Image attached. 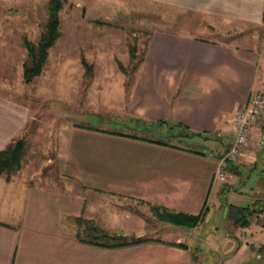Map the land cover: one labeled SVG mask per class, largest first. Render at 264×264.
I'll list each match as a JSON object with an SVG mask.
<instances>
[{
    "label": "crops",
    "instance_id": "crops-1",
    "mask_svg": "<svg viewBox=\"0 0 264 264\" xmlns=\"http://www.w3.org/2000/svg\"><path fill=\"white\" fill-rule=\"evenodd\" d=\"M68 2L89 22H125L146 33L127 95L114 97L128 127L88 131L72 124L71 134L83 135L78 141H56L50 157L37 163L23 158L25 178L19 171L9 180L0 176V264H190L186 248L175 246L202 238L197 232L210 207H223L224 194L226 230L233 229L227 236L236 250L245 247L261 259L262 245L247 240L262 232V213L246 228L234 227L227 213L264 200V107L243 160L224 181L213 175L233 139L232 113L261 86L264 97V0ZM31 118L26 105L0 95V151L23 137L26 155ZM184 140H196L206 153L183 146ZM244 168L263 177L256 197L234 188ZM241 199L250 202L241 206ZM156 212L202 217L188 229ZM78 219L145 242L119 249L81 243Z\"/></svg>",
    "mask_w": 264,
    "mask_h": 264
},
{
    "label": "rangeland",
    "instance_id": "rangeland-1",
    "mask_svg": "<svg viewBox=\"0 0 264 264\" xmlns=\"http://www.w3.org/2000/svg\"><path fill=\"white\" fill-rule=\"evenodd\" d=\"M63 1L57 14L61 36L48 50L40 76L24 84L21 78L25 61L22 39L37 41L45 21L47 0H0V95L26 105L32 116L26 129L28 145L23 157L27 164L50 157L49 150L56 141L63 144L65 138L71 136L78 141L83 135L71 134L72 124L88 131L121 132L128 127V120L121 115L119 102L114 97L122 93L127 95L133 67L144 51L146 33L134 26L129 28V23L125 22H89L83 19L81 8L68 0ZM131 47L135 49L134 61L128 56ZM80 59L90 67L89 72L82 68ZM117 65L129 74H123ZM121 75L122 84L117 81ZM261 88L256 90L262 92ZM82 95L95 98H80ZM195 141L184 140L183 146L206 153L207 149L198 148ZM25 175L19 171L16 176L25 178ZM260 175L258 170L244 168L239 178L242 184L234 188L238 192L248 190L250 196L256 197L260 191ZM228 197L224 194L223 207L209 208L204 225L197 232L202 238L186 242L189 245L185 247L186 253L192 257L190 264H264V215L262 232L254 233L247 240L249 244L262 245V258L257 260L256 254L245 247L236 250L237 242L227 236L233 233L232 228L226 230ZM249 202L241 199L239 205ZM254 228L256 225L252 224L249 230ZM221 236L226 239L225 243H216Z\"/></svg>",
    "mask_w": 264,
    "mask_h": 264
},
{
    "label": "trees",
    "instance_id": "trees-1",
    "mask_svg": "<svg viewBox=\"0 0 264 264\" xmlns=\"http://www.w3.org/2000/svg\"><path fill=\"white\" fill-rule=\"evenodd\" d=\"M63 0H47L46 16L42 26V30L35 43L26 39H22V47L25 51V61L22 64L21 78L24 84H29L34 78L40 76L41 71L46 64L47 52L60 38L58 12L62 8ZM131 61L136 60L135 49L131 47L128 52ZM143 53L137 59V65L142 61ZM80 65L87 72L90 67L83 59H80ZM137 65L133 67V72L136 70ZM118 69L125 75L129 74L121 65H117ZM185 133V132H184ZM187 136L193 135L185 133ZM25 152V140L23 137L12 140L4 149L0 151V176L5 180L20 170L22 159ZM229 170V169H228ZM152 208V207H151ZM204 210V208H203ZM152 211H157L152 208ZM203 212V211H202ZM264 213V200L257 201L249 207L245 208H230L227 213V218L231 221L232 225L236 228H246L253 218H257L258 214ZM158 219L166 221L172 225L183 226L186 228L194 227L201 219L202 214L198 216H186L180 214H167L158 215ZM77 224L81 230L76 231L75 238L84 244L96 246L104 249H119L129 246H134L145 242L141 238L134 236H124L119 233H110L98 228L92 222H84L81 219L77 220ZM177 248H185L182 245H176Z\"/></svg>",
    "mask_w": 264,
    "mask_h": 264
},
{
    "label": "built area",
    "instance_id": "built-area-1",
    "mask_svg": "<svg viewBox=\"0 0 264 264\" xmlns=\"http://www.w3.org/2000/svg\"><path fill=\"white\" fill-rule=\"evenodd\" d=\"M264 107V97L258 91H252L247 101L232 113L230 123L233 129V139L227 151L218 160L213 178L224 181L230 166L236 164L244 155L251 129L259 121L261 110Z\"/></svg>",
    "mask_w": 264,
    "mask_h": 264
}]
</instances>
